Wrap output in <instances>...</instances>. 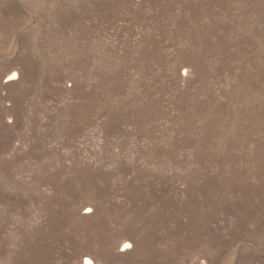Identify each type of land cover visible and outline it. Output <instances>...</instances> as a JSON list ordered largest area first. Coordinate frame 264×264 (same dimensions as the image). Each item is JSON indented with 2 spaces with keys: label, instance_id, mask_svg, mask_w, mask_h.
<instances>
[{
  "label": "rangeland",
  "instance_id": "rangeland-1",
  "mask_svg": "<svg viewBox=\"0 0 264 264\" xmlns=\"http://www.w3.org/2000/svg\"><path fill=\"white\" fill-rule=\"evenodd\" d=\"M264 264V0H0V264Z\"/></svg>",
  "mask_w": 264,
  "mask_h": 264
},
{
  "label": "bare ground",
  "instance_id": "bare-ground-1",
  "mask_svg": "<svg viewBox=\"0 0 264 264\" xmlns=\"http://www.w3.org/2000/svg\"><path fill=\"white\" fill-rule=\"evenodd\" d=\"M84 264H96L95 262L92 261L91 258L87 257L84 261Z\"/></svg>",
  "mask_w": 264,
  "mask_h": 264
}]
</instances>
